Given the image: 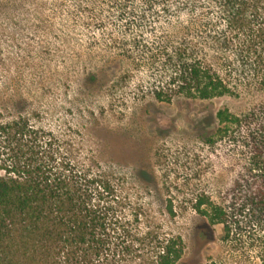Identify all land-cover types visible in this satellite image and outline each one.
I'll use <instances>...</instances> for the list:
<instances>
[{"label": "rangeland", "instance_id": "1", "mask_svg": "<svg viewBox=\"0 0 264 264\" xmlns=\"http://www.w3.org/2000/svg\"><path fill=\"white\" fill-rule=\"evenodd\" d=\"M115 13L110 0H0V120L23 114L71 136L94 166L115 173L133 231L182 237V264H262L264 214L242 179L251 153L235 133L216 132L215 112L264 105V87L221 69L232 94L161 101L137 86H147L144 74L115 82L120 62L105 46L124 25ZM201 194L224 208V222L193 209Z\"/></svg>", "mask_w": 264, "mask_h": 264}, {"label": "trees", "instance_id": "2", "mask_svg": "<svg viewBox=\"0 0 264 264\" xmlns=\"http://www.w3.org/2000/svg\"><path fill=\"white\" fill-rule=\"evenodd\" d=\"M110 1L124 19L113 27L118 37L105 41L123 73L113 81L144 74L147 86H137L161 101L232 94L221 69L264 87V0ZM215 117L216 132L235 133L234 144L251 153L243 185L264 214V105L241 114L224 107ZM92 159L71 136L27 115L0 120V264H182V237L133 231L115 173ZM192 207L224 222V208L205 194ZM166 209L174 215L170 202Z\"/></svg>", "mask_w": 264, "mask_h": 264}]
</instances>
